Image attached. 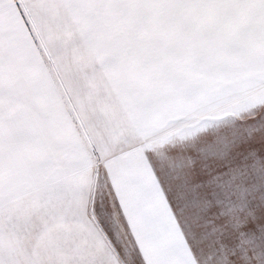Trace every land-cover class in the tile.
I'll use <instances>...</instances> for the list:
<instances>
[{
    "label": "snow or ice",
    "instance_id": "snow-or-ice-1",
    "mask_svg": "<svg viewBox=\"0 0 264 264\" xmlns=\"http://www.w3.org/2000/svg\"><path fill=\"white\" fill-rule=\"evenodd\" d=\"M0 264H264V0H0Z\"/></svg>",
    "mask_w": 264,
    "mask_h": 264
}]
</instances>
